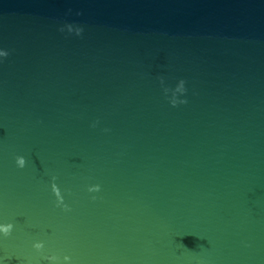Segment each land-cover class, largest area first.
Returning a JSON list of instances; mask_svg holds the SVG:
<instances>
[{
	"label": "water",
	"instance_id": "obj_1",
	"mask_svg": "<svg viewBox=\"0 0 264 264\" xmlns=\"http://www.w3.org/2000/svg\"><path fill=\"white\" fill-rule=\"evenodd\" d=\"M0 52L3 264H264V0H0Z\"/></svg>",
	"mask_w": 264,
	"mask_h": 264
},
{
	"label": "clouds",
	"instance_id": "obj_2",
	"mask_svg": "<svg viewBox=\"0 0 264 264\" xmlns=\"http://www.w3.org/2000/svg\"><path fill=\"white\" fill-rule=\"evenodd\" d=\"M61 31H63V28L60 29ZM71 28L69 27V31L71 32ZM80 31H82V29H77V35L80 34ZM5 55V53L0 52V56ZM164 81L163 79H161V85L163 86ZM183 86V82H181V88ZM180 89H177V91H179ZM168 89H165V94H167ZM175 95V93H173V96ZM93 127H95V125H93ZM17 164L20 167H23L25 164L24 159L18 158L17 160ZM53 190L57 196V199L60 200V192L56 189L55 184H53ZM60 203H63L62 200H60ZM13 228L14 226L12 224H4V223H0V237H9L11 235V233L13 232ZM32 247L37 251L40 252L43 250L44 248V244L41 242H37L34 243L32 245ZM43 259L47 262V264H72L71 258L68 255H64L63 258L61 259L59 256L57 255H48V256H44ZM0 264H3V261H0Z\"/></svg>",
	"mask_w": 264,
	"mask_h": 264
}]
</instances>
